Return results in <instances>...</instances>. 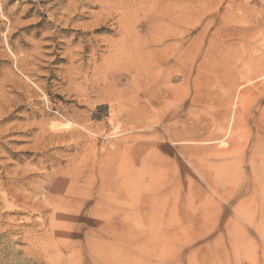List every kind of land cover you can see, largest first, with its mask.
Listing matches in <instances>:
<instances>
[{
  "label": "rangeland",
  "instance_id": "rangeland-1",
  "mask_svg": "<svg viewBox=\"0 0 264 264\" xmlns=\"http://www.w3.org/2000/svg\"><path fill=\"white\" fill-rule=\"evenodd\" d=\"M0 264H264V0H0Z\"/></svg>",
  "mask_w": 264,
  "mask_h": 264
},
{
  "label": "bare ground",
  "instance_id": "bare-ground-1",
  "mask_svg": "<svg viewBox=\"0 0 264 264\" xmlns=\"http://www.w3.org/2000/svg\"><path fill=\"white\" fill-rule=\"evenodd\" d=\"M171 14V13H170ZM165 18V17H164ZM177 18H179V17H177ZM115 63V62H114ZM120 64H121V62H120ZM119 65V64H118ZM114 66H116L115 64H114ZM118 67V66H117ZM102 166V165H101ZM106 210H108V208L106 207V208H102V211L104 212V211H106ZM49 250V249H48Z\"/></svg>",
  "mask_w": 264,
  "mask_h": 264
}]
</instances>
